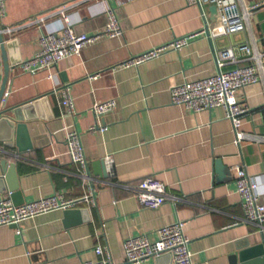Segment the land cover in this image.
<instances>
[{"label":"crops","instance_id":"crops-1","mask_svg":"<svg viewBox=\"0 0 264 264\" xmlns=\"http://www.w3.org/2000/svg\"><path fill=\"white\" fill-rule=\"evenodd\" d=\"M248 2L260 7L245 31L208 36L205 27L215 24L211 6L203 5L204 18L200 7L187 0H6L1 28L63 5L69 8L4 38L10 69L5 102L7 107L30 103L23 108L25 128L0 125V176L3 160L15 165L24 204L55 194L85 195L79 167L67 155L69 127L81 137L98 193L97 207L26 220L20 225L21 234L18 228L0 227V264H83L101 260L95 254L99 246L109 248L116 264H130L123 250L126 239L146 235L156 241L161 228L178 221L185 223L194 264H264V252L254 250L263 243L264 231L243 220L234 171L246 169L259 184L264 203V80L236 94L238 103L249 108L239 131L250 139L240 145L235 144L223 108L194 113L170 100L172 87L217 75L220 51L248 45L264 53V0ZM108 9L117 15L123 36L98 41L83 49L80 57L64 60L55 82L46 72L33 75L20 68L21 61L40 52L46 32L65 24L64 15L76 33L92 35L108 24ZM191 35L196 37L181 51H169L139 67L121 66L134 56ZM236 59L223 70L248 64L240 50ZM6 75L0 51V92ZM65 87L75 104L72 116H65L60 103ZM110 99L118 101L117 109L97 120L92 106ZM8 117L13 121L15 115ZM101 124L107 127L105 132L93 129ZM9 137L14 141L5 142ZM107 156L114 160L113 178L99 177L95 168ZM217 160L228 168L223 181L217 180ZM154 177L167 188L169 200L151 210L123 185L135 186ZM9 196L5 192L0 199ZM248 249L253 251L243 262H234ZM141 264L173 261L163 256Z\"/></svg>","mask_w":264,"mask_h":264},{"label":"built area","instance_id":"built-area-1","mask_svg":"<svg viewBox=\"0 0 264 264\" xmlns=\"http://www.w3.org/2000/svg\"><path fill=\"white\" fill-rule=\"evenodd\" d=\"M191 6H198L202 10L203 5L215 6L218 14L216 22L210 29V34L233 35L245 31L260 4H250L248 0H187ZM68 5H63L44 15L35 16L21 24L12 25L8 28L0 29L1 38L10 35L11 32L24 29L31 25H41L52 15L62 14ZM6 0H0V17L5 15ZM203 12V10H202ZM108 24L98 33L89 35L78 34L74 31L71 20L64 15L65 24L51 32H46L40 39V52L29 60L21 61L20 68L33 75L41 72L48 73V78L56 81L58 66L64 60L80 57L87 46L98 43L103 39H115L122 37L121 24L117 15L112 9H108ZM205 18V14L203 12ZM196 35L185 36L176 39L168 45L153 48L151 51L134 56L121 66L124 68L139 67L153 59L160 58L169 51H181L189 44ZM5 43V41H4ZM242 51L246 55L248 64L238 65L235 69L224 71L223 68L229 64L237 63V52ZM218 64V74L212 77L197 81H186V83L172 87L171 97L174 105L183 106L194 113L204 112L216 108H223L227 119L232 123L233 133H235V144L240 145L242 141L250 139V136L239 131L244 117L247 116L249 108L238 103L236 94L240 89L256 85L264 80V53L256 47L244 45L237 50L228 49L220 51L216 57ZM97 77H91L96 79ZM9 93H5L2 103H5ZM64 108L65 116L75 115V104L70 95L68 87H65L60 102ZM118 107V101L114 99L100 101L94 104L91 112L97 120L114 112ZM100 133L107 130L103 124L94 127ZM67 155L72 163L79 167V175L83 181L85 195L80 198H70L62 194H55L49 198H42L23 205H14L11 196L0 199V227H17L18 234L22 233L21 223L36 217L50 214L55 211L67 212L84 207H97L96 180L90 171L89 162L84 153L81 137L78 132L67 127L65 130ZM108 177L115 176L114 160L111 156L104 159ZM235 185L237 193L243 205V220L255 225L259 231H264V203L261 201L259 184L250 177L243 167L235 168ZM132 190L140 205L144 208L155 210L163 206L168 200L167 188L159 180L146 178L135 186L123 185ZM190 239L185 233V223L178 221L171 226L163 227L158 232L156 241H151L146 235L126 239L123 243L124 256L130 264H141L151 259H157L161 254H170L173 264H194L193 255L189 249ZM95 254L101 258L99 261H87L83 264H116L111 257L107 246L95 248Z\"/></svg>","mask_w":264,"mask_h":264},{"label":"water","instance_id":"water-1","mask_svg":"<svg viewBox=\"0 0 264 264\" xmlns=\"http://www.w3.org/2000/svg\"><path fill=\"white\" fill-rule=\"evenodd\" d=\"M209 11L211 12V22L215 23L216 22V17L218 14V11L216 9L215 6H211L209 8ZM0 29H1V18H0ZM205 31L207 33L208 36H210V29L208 27H205ZM2 41V45L0 46V51L3 52V56L6 62V70H7V75H6V79L4 80L3 83V89L0 92V107L3 105V109H0V125L3 123H7L9 124V127L12 130H15L17 128H25L26 126L23 124L24 123V113H23V108H25L27 105H29L28 103H24V104H19L13 107H7L6 102L2 103V99L4 97V94L6 92V84H7V80H8V73L10 71L8 63H7V52H6V48H5V43H4V38H1ZM2 103V104H1ZM27 109V108H25ZM13 113L15 115V118L12 119L13 121H11V119L8 117V114ZM14 141V139H11V137L7 138L5 140V142H11ZM95 168L98 171V176L99 177H105L108 178V171H106V165L105 162L102 160L101 162H97L95 164ZM215 168H216V174H217V180L218 181H223L224 178L226 177L227 174V169L226 166L222 163L221 160H217L215 162ZM2 174L0 176V194H3L5 192H9L11 195V198L13 200L14 205H20V204H24L25 200L23 198L22 195V191H20L19 189V185H18V181H17V177H16V170H15V165H9L7 160H3L2 161ZM5 183H7V186L5 185ZM69 211H76V210H68L67 213ZM13 228H17V227H13ZM256 251H261V253L264 252V241L261 244V246H259L257 249H254ZM253 250L248 249L247 251H244L243 253H241L240 256H237L234 258V262H236V260H241V262L244 261L245 258H247V256L250 255V253H252ZM163 256H167L168 258L172 259V256H170V254H161L159 257H157L158 259L163 257Z\"/></svg>","mask_w":264,"mask_h":264}]
</instances>
